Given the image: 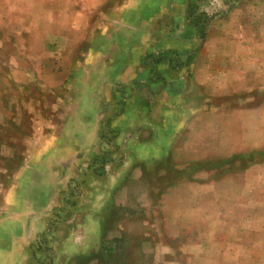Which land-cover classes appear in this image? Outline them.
<instances>
[{"label":"rangeland","instance_id":"374dc122","mask_svg":"<svg viewBox=\"0 0 264 264\" xmlns=\"http://www.w3.org/2000/svg\"><path fill=\"white\" fill-rule=\"evenodd\" d=\"M0 264H264V0H0Z\"/></svg>","mask_w":264,"mask_h":264},{"label":"crops","instance_id":"0c3cea01","mask_svg":"<svg viewBox=\"0 0 264 264\" xmlns=\"http://www.w3.org/2000/svg\"><path fill=\"white\" fill-rule=\"evenodd\" d=\"M140 1H141V0H139V2H140ZM124 12H125V11L123 10V11L121 12V15L124 14ZM138 27H139V26H138ZM138 30H139V29H138ZM142 30H143V29H142ZM138 32H140V30H139ZM125 38H126V41H125V42L127 43V39H128V38H127V37H125ZM129 47H130V46H129ZM130 48H131V49H136V50H135L136 52H135L133 55H135V56H139V55H140V49H139V48H141L140 46H138L137 44H134V45L132 44ZM125 52H126V51H125ZM125 55H126V54H125ZM126 56H127V55H126ZM142 58H143V57L140 56L139 59L141 60ZM139 59H138V60H139ZM123 62H125V60H123ZM97 153H99V152L96 151L95 154H97ZM76 173H77V172H76ZM74 174H75V173H74ZM71 175H72V174L70 173L69 176H71ZM54 202H55V201H54ZM83 207H84V206H83ZM79 209H81L80 206H79ZM79 209L76 211V213H75V217L77 216V213H78Z\"/></svg>","mask_w":264,"mask_h":264}]
</instances>
